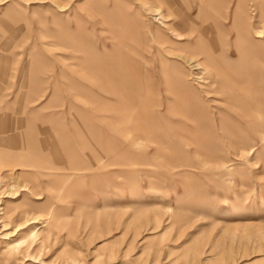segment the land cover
Segmentation results:
<instances>
[{
  "label": "rangeland",
  "instance_id": "1",
  "mask_svg": "<svg viewBox=\"0 0 264 264\" xmlns=\"http://www.w3.org/2000/svg\"><path fill=\"white\" fill-rule=\"evenodd\" d=\"M0 264H264V0H0Z\"/></svg>",
  "mask_w": 264,
  "mask_h": 264
},
{
  "label": "bare ground",
  "instance_id": "2",
  "mask_svg": "<svg viewBox=\"0 0 264 264\" xmlns=\"http://www.w3.org/2000/svg\"><path fill=\"white\" fill-rule=\"evenodd\" d=\"M172 31V30H171ZM180 36V35H179ZM182 57V56H181ZM189 62V61H188ZM191 62V61H190Z\"/></svg>",
  "mask_w": 264,
  "mask_h": 264
}]
</instances>
